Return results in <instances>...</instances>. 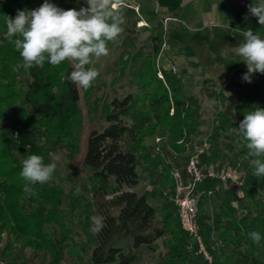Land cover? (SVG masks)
Instances as JSON below:
<instances>
[{
    "label": "trees",
    "instance_id": "obj_1",
    "mask_svg": "<svg viewBox=\"0 0 264 264\" xmlns=\"http://www.w3.org/2000/svg\"><path fill=\"white\" fill-rule=\"evenodd\" d=\"M21 1L28 0H0V264H32L24 252L27 247L40 254L43 260L48 256L50 260L46 264H60L64 236L51 237L43 227L57 225L62 231L64 224L58 208L62 190L56 185L37 183L33 186L36 194L26 195L23 191L25 181L20 176L21 162L36 154L44 157V163H50L49 152L58 143L67 149L69 158L73 157L77 147L71 126L77 113L79 92L78 86L67 79L72 70L68 61L58 66L46 61L43 68L25 70L23 67L19 51L6 35L5 24V15L15 17L18 9L24 10ZM122 13L125 17L123 28L129 22L134 26V9L124 4ZM163 38L164 28L158 22L152 35V50L136 49L129 54L128 68L135 90L121 98H112L102 114L106 124L99 129L92 128L87 136L83 164L89 168L93 183L89 205L92 216L104 218V227L98 234L93 233L91 224L90 264L114 261L128 264L135 254L130 250L124 252L120 242L131 239L136 247L151 243L165 232L171 235L172 242L168 257L161 264H182L188 256L184 252L188 237L180 227L175 206L168 201L160 224H156L153 222L155 209L147 196L134 190L139 181L137 162L147 169L161 166L160 191L172 186L168 168L160 156L146 148L144 138L163 131L170 148L182 151L199 125L196 99L185 95L180 76L171 68L155 64V58H160ZM128 43L133 45L132 40ZM121 61L124 70L127 59ZM235 72L240 78L235 113L229 104L217 116L220 127L234 132L242 145V153L248 157L246 142L235 128L254 106L264 108V74H255L248 83L242 80L244 69ZM12 125L34 131L42 142L25 150L17 144L13 146L7 131ZM257 180L264 183V177H257ZM210 186L213 185L201 184L204 188ZM232 193L212 221V228L222 244L220 248L211 247L206 238L210 228H205L204 215L199 214L212 262L264 264V240L257 245L249 237L252 231L264 236V206L255 204L253 211L239 219L231 202H240L242 197ZM250 198H254V193Z\"/></svg>",
    "mask_w": 264,
    "mask_h": 264
},
{
    "label": "rangeland",
    "instance_id": "obj_2",
    "mask_svg": "<svg viewBox=\"0 0 264 264\" xmlns=\"http://www.w3.org/2000/svg\"><path fill=\"white\" fill-rule=\"evenodd\" d=\"M152 2L150 6H154L153 0H124L125 4L137 6L135 11V24L130 22L124 27L123 33L116 41L108 44L109 55L94 59L93 63L87 67L95 68L100 75L93 82V85L85 90L78 87L79 99L76 103L77 113L74 116L72 128V135L76 144V151L72 158H69L68 151L59 143L55 148L49 152V155L61 156V161L58 164L56 171L53 174V179L48 182L49 185H56L62 190L60 196V203L58 208L61 212V219L63 221V229L57 225L45 224L43 229L51 237L54 235L64 236L61 244L63 258L60 264H90L89 251L91 248L90 229L92 228L91 217L92 209L89 205V191L92 186L90 180V170L83 164V156L86 148V140L89 131L92 128H101L106 124L102 118V114L108 109L109 102L112 98H121L122 96L135 90L132 86L130 70L128 68L129 54L136 49L143 51L152 50L154 40L152 35L156 32L158 22L167 29V20L159 16L153 22H149L144 17L143 2ZM234 0H225V4H231ZM247 2L249 0H242ZM23 2L24 9L32 10L39 7L43 0H28ZM51 3L56 4L65 10L75 8L79 10L80 7L87 5L84 0H50ZM255 4H259L261 0H255ZM156 9V7H154ZM264 27V26H262ZM128 40L133 41L130 46ZM165 44V36H164ZM166 45V44H165ZM165 45H161L160 58H155V64L158 66L164 65L166 68L176 70V74L180 76L184 93L187 96H193L196 99L197 120L199 125L192 133V139H200L208 136L211 133V157L209 159L221 158L224 162H229L231 167L242 173V169H247V173L243 175L244 184L241 188L242 194L246 191L249 195H245L240 202L235 201L233 208L236 216L242 219L246 212L253 211L255 204L264 206V183H259L257 177L253 176V169L249 166V158L242 153V145L234 137L233 131H226L220 127V122L217 114L225 109L226 105H236L239 87L237 86L240 78L238 72L231 73L227 76H210L205 77L203 67L198 63L188 64L184 69H179L165 54ZM127 59L126 67L122 70L121 59ZM71 65L70 62H67ZM187 70H195L191 74ZM210 70V69H209ZM245 72L247 69H244ZM174 72V71H173ZM158 76L161 73L157 72ZM227 93H230L228 95ZM173 110L170 109V112ZM130 123V118H127ZM19 127L15 125L10 126L7 131L12 138V144H17L22 147L29 148L33 144L42 142L34 131L31 133V138L20 132ZM167 134L163 131H156L144 138L146 148L152 153L151 144L155 135ZM167 143V141H166ZM188 143V141L186 142ZM185 143V147H187ZM24 149V150H25ZM164 150V149H163ZM166 150V148H165ZM244 159L243 163L242 160ZM137 170L139 174V181L134 187L137 193H144L148 202L154 207V223L160 224L163 209L169 204L167 198L161 193L157 185V177H155L150 169H147L143 164L137 162ZM246 186V188H244ZM126 189V187H124ZM254 193V198L251 199V194ZM233 194L226 191L219 194L217 191L213 192L210 198L207 210L211 212L213 218L220 206L225 204L227 198ZM203 210V209H202ZM204 212V211H203ZM213 219V220H214ZM188 238L185 240L184 252L188 254L182 264H194L190 253L186 249ZM172 242V237L168 233L156 237L149 244H141L133 246L131 239H126L119 243L124 252L128 250L135 254V258L128 264H161L163 260L168 257L169 246ZM25 255L31 258L32 264H46L50 258L46 256L43 260L40 254L32 252L28 247L24 249ZM186 254V255H187ZM81 257V258H80ZM103 264H119L117 261Z\"/></svg>",
    "mask_w": 264,
    "mask_h": 264
},
{
    "label": "clouds",
    "instance_id": "obj_3",
    "mask_svg": "<svg viewBox=\"0 0 264 264\" xmlns=\"http://www.w3.org/2000/svg\"><path fill=\"white\" fill-rule=\"evenodd\" d=\"M84 3L87 6L79 10H65L50 0H43L35 9H18L15 17L5 15L6 35L19 51L25 70L43 68L46 61L52 66L68 61L72 66L67 77L69 81L85 90L93 85L100 73L87 66L94 59L108 56V43L116 41L123 33L124 0H84ZM248 10L264 26V0L256 5L249 4ZM242 36L243 40L235 52L247 67L242 80L251 83L255 74H264V38L251 28L242 30ZM13 37L17 38L13 41ZM253 108L244 114L235 130L246 142L248 157H252L249 166L253 169V176L264 177V108ZM61 159V156L53 155L47 164L44 157L36 154L24 159L20 172L25 181L24 193L35 195L34 185L50 182ZM91 221L93 233L98 234L104 227V218L95 215ZM249 237L257 245L264 240L257 231L250 232Z\"/></svg>",
    "mask_w": 264,
    "mask_h": 264
},
{
    "label": "crops",
    "instance_id": "obj_4",
    "mask_svg": "<svg viewBox=\"0 0 264 264\" xmlns=\"http://www.w3.org/2000/svg\"><path fill=\"white\" fill-rule=\"evenodd\" d=\"M254 1L234 0L231 4H225V0H153L154 6H150L152 2L147 1L143 2L142 6L144 17L149 22L155 21L159 16L169 17L167 29L164 30L165 54L172 63L179 69H184L188 64L198 63L200 67L206 69L202 70L205 77L216 78L227 76L240 68L247 69L243 58L235 52V48L243 40L242 30L251 28L264 38V27L257 22L256 17L249 14L248 5L251 3L256 5ZM193 71L195 70H187L190 74ZM20 132L31 138V130L21 128ZM207 137L210 146L208 152L201 157V162L217 167H231L229 162H224L221 158L207 160L212 156L211 133ZM164 147L171 163L183 169L187 148L176 151L166 142ZM241 160L243 163L244 159ZM241 169V174L245 175L247 169ZM150 172L157 177L159 186L161 166L150 169ZM205 183L212 184L213 186L210 187L219 194L226 191L233 192L230 182L206 181ZM245 195L249 194L245 191L238 196L244 198ZM210 198L211 196L204 197L199 204V214L204 215L206 225L204 227L208 229L214 219L210 210L206 208V206L210 207ZM234 202H231L232 206ZM201 227L203 228L202 224Z\"/></svg>",
    "mask_w": 264,
    "mask_h": 264
},
{
    "label": "built area",
    "instance_id": "obj_5",
    "mask_svg": "<svg viewBox=\"0 0 264 264\" xmlns=\"http://www.w3.org/2000/svg\"><path fill=\"white\" fill-rule=\"evenodd\" d=\"M125 5L136 11L138 9L134 5ZM168 18H164V21ZM162 45H165L164 42ZM172 69L174 68L172 67ZM172 71L175 72L176 70ZM166 140L165 135L158 134L153 137L151 144L152 153L160 156L172 179V186L161 189V193L176 208L180 227L188 237L186 249L190 253L193 263L213 264L212 253L206 246V238L211 242L212 248H220L222 244L217 239L212 226L207 237H204L199 221V204L204 197L212 196L214 190L211 187H201V184L206 181L230 182L232 191L237 195H241L244 177L232 167H217L201 162V157L208 152L210 146L207 136L198 140L192 139L186 143L187 155L183 169L172 164L167 157L164 147Z\"/></svg>",
    "mask_w": 264,
    "mask_h": 264
},
{
    "label": "water",
    "instance_id": "obj_6",
    "mask_svg": "<svg viewBox=\"0 0 264 264\" xmlns=\"http://www.w3.org/2000/svg\"><path fill=\"white\" fill-rule=\"evenodd\" d=\"M20 149H21V150H24L25 148H24V147H22V146H20Z\"/></svg>",
    "mask_w": 264,
    "mask_h": 264
}]
</instances>
